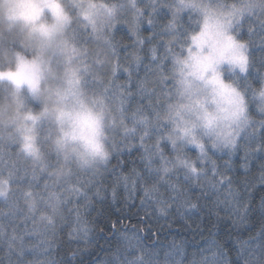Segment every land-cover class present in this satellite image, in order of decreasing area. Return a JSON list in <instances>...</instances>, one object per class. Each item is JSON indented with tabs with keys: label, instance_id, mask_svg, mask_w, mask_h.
Here are the masks:
<instances>
[{
	"label": "clouds",
	"instance_id": "1",
	"mask_svg": "<svg viewBox=\"0 0 264 264\" xmlns=\"http://www.w3.org/2000/svg\"><path fill=\"white\" fill-rule=\"evenodd\" d=\"M0 264H264V0H0Z\"/></svg>",
	"mask_w": 264,
	"mask_h": 264
},
{
	"label": "snow or ice",
	"instance_id": "2",
	"mask_svg": "<svg viewBox=\"0 0 264 264\" xmlns=\"http://www.w3.org/2000/svg\"><path fill=\"white\" fill-rule=\"evenodd\" d=\"M8 75L14 77V74L9 73ZM213 82H215V83H220L217 77H213ZM221 87H224V86L221 85Z\"/></svg>",
	"mask_w": 264,
	"mask_h": 264
}]
</instances>
